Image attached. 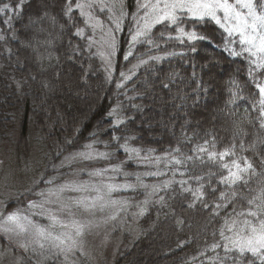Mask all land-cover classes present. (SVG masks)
I'll return each mask as SVG.
<instances>
[{"label":"trees","instance_id":"obj_1","mask_svg":"<svg viewBox=\"0 0 264 264\" xmlns=\"http://www.w3.org/2000/svg\"><path fill=\"white\" fill-rule=\"evenodd\" d=\"M18 3L0 0V8L11 6L0 12V35L4 36L0 39V147L17 144L20 158L26 160L30 147L26 140L31 141L33 128V140L46 148L44 168L49 156L70 154L88 142L106 150L108 158L100 162L123 163L128 173L141 172V167L132 168L125 145L143 153L170 156L166 160L170 164L159 171L166 175L145 177L157 182L159 189L139 217L138 236L125 239L124 233L126 245L109 263L102 264H220L218 257L226 254L223 249L212 251L211 245L220 240L221 219L211 210L189 208L191 196L178 183L168 188L163 185L169 180L186 179L195 187L190 179L194 174L203 175L206 184L210 179L218 185L217 177L208 176L209 171H216L211 162L201 164L197 159L193 167L191 161L184 165L172 161L173 156L183 159L184 154L193 155L192 149L205 141L210 150L214 142L216 151L235 144L238 155L248 157L258 174L264 172L259 162L264 157V117L260 116V97L255 88V83L264 79L260 75L264 70L250 64L255 58L247 53L233 54L241 51L240 37H230L210 18L199 21L183 14L179 26L206 39L189 41L185 37L181 43L168 38L179 35L176 26L156 24L149 31L152 43L145 42L144 37L125 60L126 43L132 34L126 15L123 29H115L116 50L109 80L99 53V33L88 27L79 10L73 7L69 19L66 0H23L22 6L16 7ZM78 28L85 30L84 38L75 34ZM89 37L94 41L91 48ZM124 70L129 71L130 79L120 76ZM215 94L217 99L212 102ZM114 111L124 121L119 127ZM240 145L247 151L242 152ZM204 159L207 161L206 155ZM27 165L24 163L23 169ZM46 172L53 173L49 168ZM261 179V175L252 177L253 187ZM142 194L136 189L118 195L135 200ZM25 195L5 198L4 210L27 206ZM75 255L82 259L73 258ZM75 255L70 260L88 264L83 255ZM237 255L227 254L224 264H233L231 257ZM63 260V255L42 260L33 255L23 264H62ZM250 262L259 264L250 254L237 260V264Z\"/></svg>","mask_w":264,"mask_h":264},{"label":"snow or ice","instance_id":"obj_2","mask_svg":"<svg viewBox=\"0 0 264 264\" xmlns=\"http://www.w3.org/2000/svg\"><path fill=\"white\" fill-rule=\"evenodd\" d=\"M116 2L117 0H75V4H73V0H66L65 14L69 16V19H72L71 14L73 7H75V9L79 10V15L85 18L84 22L89 28H102L103 22L93 15V11L98 9L104 12L107 8L109 12H112ZM22 4L23 0H19L16 7H21ZM119 6L120 15L118 17H110L118 30L121 28V21L125 16L123 0H119ZM10 7V5L5 4L3 8H0V12H6ZM139 7L148 11L145 12V15L134 18L136 19L137 28L132 36L133 42H137L140 37H145V42L151 44L150 29L156 24H165V22L176 26L174 30L179 32L178 36H170L168 37L169 39L174 38L181 43H184L185 37L189 41L203 40L206 38L198 37L195 31L186 32L183 27L179 26L178 22L181 21L179 14H191V18L199 21H203L208 17L223 28L230 37L234 34L240 37L239 44L242 48L240 52L233 53L234 55L240 56L242 53H247L250 57L255 58L250 60L249 63L254 64L258 69L264 70V0H259V3L258 0H235L234 3H230L229 0H155V3L147 0V2L140 4ZM241 9L246 11H241ZM218 13L223 14V23ZM93 21L95 22L93 23ZM5 23H9V21H5ZM165 26L167 27V24ZM84 31L83 28H78L75 34L84 38ZM163 35L164 33L162 32L161 36ZM108 36L107 44L110 51L107 54L100 53V55L103 56L108 64L106 71L109 73L108 79L111 80L112 61L110 57L115 55L116 50V42L111 29H108ZM0 39H4V36L0 35ZM88 39L90 40L89 48H91V44L94 41H91L90 37ZM234 42L230 41V43ZM195 50V47H193L192 51ZM76 51H79L78 47ZM131 55L132 51L130 48L124 59L127 60ZM153 59L159 60L160 57H153ZM141 63H146V61H141ZM249 75H252L251 69H249ZM260 75L264 77V71H261ZM120 76L124 77L125 80L131 78L124 72H120ZM253 80L255 81V77H253ZM117 87H123V84H118ZM255 88L258 89L260 97V116L264 117V79L256 82ZM122 123H124L123 120L117 119L116 126L119 127ZM261 127H264V121L261 122ZM113 139L120 140L119 137H113ZM208 143V141H205L203 144H198L192 149L193 155L184 154L183 159L173 156L172 161L176 165H184L186 161H191L193 167H195L197 159L201 164L211 162L216 166V171H209L208 176L209 178L217 177L218 185H213L210 179L206 184L203 175L194 174L190 176V179L195 182V187L190 185L186 179L166 181L163 187L168 188L173 182L178 183L182 191L191 196V202L188 204L189 208L199 206L205 210H211L214 217L221 219L223 227L218 230L220 240L211 245L212 251L223 249L226 254L225 257H218L220 264H224V261L229 258L227 256L229 253L238 254L231 257L233 264H237V260H242L246 254H250L251 257L258 260L259 264H264V179L257 181V187L252 185V177L257 175L264 177V172L258 174L255 165L248 157L238 155L235 144L216 151L214 150L216 147L215 143H212L213 150L209 149ZM87 147L91 148V145ZM124 147L127 151V145ZM240 149L242 152L247 151L243 145H240ZM131 151L139 156V150L131 149ZM175 151L179 153L181 149L177 147ZM99 155L107 158L106 153H100ZM205 155L207 156V161L204 159ZM79 156L84 159H91V155L88 153H80ZM144 159H150V156ZM259 162L264 167V157H260ZM89 175H101V173H89ZM152 175H166V173L157 172L152 173ZM180 175L184 176L185 172H180ZM137 179L139 180V177ZM46 182L49 185L54 183L51 179ZM106 188L107 191L102 192L101 188L87 182L73 181L50 188L47 192H39L38 194L45 198L44 201L39 205L31 203L29 207L43 208L44 203L52 202V198H55L59 202L58 211L64 212L67 210L69 217H74L73 207L83 208L88 212H92L97 208L103 210L109 204L119 203L111 198V193L117 190V186L109 184ZM28 191H31V189ZM156 191L158 189L154 187L153 193ZM65 192L77 194L96 192L97 195L92 198H89L88 195H77L75 198H68L70 200V203H68L64 201ZM161 201H163V197H161ZM229 206H231L230 210ZM221 212L224 213L223 216H221ZM143 213L144 210L142 209L140 214L143 215ZM0 218H2L0 231L5 234L24 233L31 237L30 241L19 245L25 251L28 250L30 244L38 245L40 249H45L47 246L48 250L53 251V254H63L64 260L62 264H76L75 260H70V256L76 253L85 255L79 238L89 228L88 224L81 223L74 218L66 221L62 216L55 213H50L47 216L50 222L48 227L33 223L28 216H22L19 212H11L6 215L0 213ZM109 218L114 220L116 215L113 214ZM57 226L62 229H70L71 231L54 235L53 233ZM213 264H215V261H213Z\"/></svg>","mask_w":264,"mask_h":264},{"label":"rangeland","instance_id":"obj_3","mask_svg":"<svg viewBox=\"0 0 264 264\" xmlns=\"http://www.w3.org/2000/svg\"><path fill=\"white\" fill-rule=\"evenodd\" d=\"M147 2V0H123V12L125 16H129L130 27L132 34L130 39L127 41V52L129 49L134 48L144 37H140L137 42L132 41V36L135 34L137 24L136 19L139 16L145 15V10L139 7L140 4ZM155 3V0H151ZM181 13L180 16H184ZM93 15L101 20L106 25L102 24L101 27H97L91 30L97 35V43L99 47V53H105L110 51L107 41L109 40L108 29L112 30L115 39V24L112 22L110 17H118L120 15L119 0L116 2V6L112 12H109L107 8L104 12L98 9L93 11ZM191 15V14H190ZM221 20L224 22L223 14L218 13ZM208 18V17H206ZM211 19V18H210ZM95 21H93L94 23ZM124 18L121 21V29H123ZM142 25V22H141ZM221 28V27H220ZM222 30V28H221ZM101 56V55H100ZM113 57H110L113 67ZM105 62L106 69L108 64L101 56ZM129 75L128 70L122 71ZM216 92V90H215ZM211 93V91H210ZM216 96V97H215ZM217 99V95H214L212 102ZM116 115V111H114ZM120 119L118 115L115 116ZM33 128H31L30 140H26L29 144V151L26 160L21 157V152L16 149L17 144L5 143L0 147V213L5 215L11 212H19L22 216H28L29 219L42 227L49 226V220L47 216L50 213H55L62 216L66 221L74 218L81 223L88 224L89 228L85 230V233L80 237V242L82 246V251L85 253L83 255L88 264H102L103 262L109 263L120 247L125 246L126 243L122 235H125V239L129 237L134 238L138 236L140 231L139 228V217L141 216V210L145 212L148 200L152 199L156 194L153 193V188L159 189L157 182H149L147 178L153 176L152 173H157L161 170L162 166H168L171 159L168 155L157 156L152 153H143L139 149V156L132 152L131 149H136L134 147L127 146L126 155L127 160H132V168L141 167V172L137 171L135 173H128L123 163H102L99 161L106 160L100 156V153H106L105 149H99L98 145L94 142H88L84 144L80 149L70 154L63 156H49L47 158L46 168L42 160V156L46 153V148L39 147L35 140ZM91 145V148L87 146ZM80 153H88L91 155V159H84L79 156ZM150 159H144L149 157ZM75 157V159H74ZM159 158V160H157ZM164 160L161 164V161ZM24 163H28L27 169H23ZM49 168L53 173L50 175L47 171ZM101 173V175H89V173ZM145 172V174L143 173ZM139 177V180L137 179ZM43 178V179H42ZM51 179L54 183L49 185L46 181ZM73 181H84L95 187L101 188L102 192H106V186L109 184L116 185L117 190L111 193V198L119 203L109 204L103 210L97 208L92 212L85 211L83 208H72L74 217H69L67 215V210L64 212L58 211V204L55 198H52V202L44 203L43 208H30L31 203L41 204L44 201V197H41L38 193L41 191L47 192L50 188H55L59 185L68 184ZM127 185V187H125ZM31 189V191H28ZM139 189L143 192L142 197L139 199H129L126 196L118 195L122 191H131ZM27 194L25 195V201H27V206H19L10 211H5L3 207V200L5 198L16 196L17 194ZM77 195H88L89 198L95 197L96 192L89 193H64V201L70 203L68 198H75ZM107 199V197H106ZM147 201V203H145ZM18 205V204H17ZM23 207V208H20ZM113 214L116 215V219L112 220L109 217ZM0 223H2V218H0ZM66 231H71L70 229H62L59 226L54 230L55 234H61ZM31 237L27 234L21 233H8L5 234L0 231V264H23L24 259H29L31 256L35 255L36 258L42 260V258H48L53 254V251L48 250L47 246L45 249H40L38 245L29 246L28 250L25 251L19 245L30 241ZM133 240V239H132ZM59 251V250H54ZM50 253V256H49ZM63 255V254H60ZM58 256V255H55ZM80 257V256H74ZM52 258V257H51ZM81 258V257H80ZM53 259V258H52ZM82 259V258H81ZM91 262V263H89Z\"/></svg>","mask_w":264,"mask_h":264}]
</instances>
